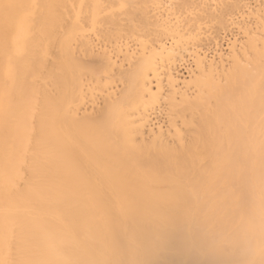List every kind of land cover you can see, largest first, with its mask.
<instances>
[{"label":"bare ground","instance_id":"obj_1","mask_svg":"<svg viewBox=\"0 0 264 264\" xmlns=\"http://www.w3.org/2000/svg\"><path fill=\"white\" fill-rule=\"evenodd\" d=\"M0 264H264V0H0Z\"/></svg>","mask_w":264,"mask_h":264}]
</instances>
